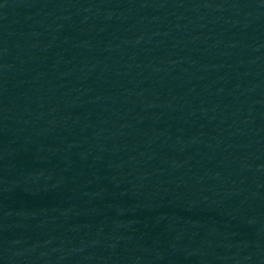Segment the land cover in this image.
<instances>
[{
	"label": "water",
	"instance_id": "95a60500",
	"mask_svg": "<svg viewBox=\"0 0 264 264\" xmlns=\"http://www.w3.org/2000/svg\"><path fill=\"white\" fill-rule=\"evenodd\" d=\"M0 264H264V0H0Z\"/></svg>",
	"mask_w": 264,
	"mask_h": 264
}]
</instances>
